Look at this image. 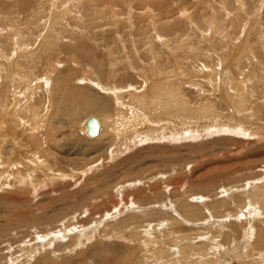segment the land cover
Instances as JSON below:
<instances>
[{"label":"rangeland","instance_id":"obj_1","mask_svg":"<svg viewBox=\"0 0 264 264\" xmlns=\"http://www.w3.org/2000/svg\"><path fill=\"white\" fill-rule=\"evenodd\" d=\"M69 3L68 0H0V50H3L0 53V135L4 133L16 142L20 138L25 143L32 135L33 125L26 118L27 113L20 110L24 111L26 93L30 92L27 76L35 77L36 88L35 79L49 72L44 46L53 44L48 42L51 39L61 44L57 45L58 49H50L56 51L50 55L53 54L52 61L60 60L57 67L61 71L72 69L68 57L71 53L90 52L87 59L80 56L82 60L86 59L81 65L99 77L95 84L113 92L116 108L124 109V104L130 105L128 110L141 111L148 122L153 124L163 120V124L158 123L162 126L167 121L180 134L185 129L188 135L152 142L149 141L150 135L144 134L145 127L127 125L120 130L124 135L118 142L119 151L123 152L112 159L108 155L111 149L108 153L104 152L105 149L95 152L100 149L96 142L92 143L94 150L91 142L79 141L80 146L70 145L74 151L54 147L56 155L49 150L39 158L34 156V146L25 144L22 149L25 154L30 152V156L21 152L18 161L25 159L30 169H34V165L37 171L43 167L47 176L55 177H50L48 182L42 179V185L47 187L39 188L36 193L32 191L29 196L27 192L21 193L22 198L17 199H13V168L3 165L6 157L0 159V167H5L0 168V177L3 174L4 178V184L0 183V250L5 249L0 251V261L9 257L10 264H264L262 248L257 245L256 237L264 229V207L259 199L253 201L251 197L256 191L253 187L264 184V0H69ZM129 13L132 17L128 16ZM60 33L64 35L60 36ZM55 37L62 38L59 40L62 43L54 40ZM90 61L95 64L91 65ZM98 64L103 65L100 68L105 69L107 76L104 73L100 77L96 72L94 66ZM81 72L82 68H77L71 73L74 77L63 76L76 81L83 76ZM58 77L62 79V75ZM110 78L113 89L106 86ZM234 79L246 88L244 100L247 108L244 110L233 99L238 92ZM120 82L121 88L117 90ZM51 83L52 80H46L44 87L51 88ZM153 88L162 93H154ZM41 92L39 85L36 93L40 95ZM50 95L53 96V92ZM161 96L168 98L169 104L162 102ZM176 97L186 103L187 110L180 106L174 109L170 101ZM54 103L56 108H52V113L59 121V101ZM54 103L51 102L52 106ZM188 103L192 105L188 106ZM184 122L188 128L183 126ZM214 122L218 125L212 124ZM78 123L71 122L72 137L86 139L82 124ZM193 124H201L194 126L196 129L202 124L207 125V130L211 127L209 137L204 138L207 132L203 128L200 137L195 134ZM145 125L149 129V123ZM233 126L235 130H232ZM58 131L62 137L63 127L58 126ZM250 131H256L257 136ZM13 133L19 138L13 137ZM84 145H88L87 149L83 148ZM87 150L89 152L85 154ZM99 157L104 159L102 163L97 160ZM86 171L88 173L84 175ZM148 176L153 177L148 179ZM138 178L142 180L135 181ZM243 201L246 203L242 206ZM186 204L197 211L195 216L198 217L190 220V217L183 216L179 210ZM215 205L219 210L214 209ZM22 212L26 213V218V215L21 216ZM136 214H141V218L133 217ZM128 218L134 220L130 222ZM9 221L13 223V234L18 233L19 240L17 248H10L15 251L11 256H7L9 248L6 244L15 238L4 231ZM42 230L51 232L48 231L46 237L40 234ZM183 242L190 247L186 250L184 247L182 251ZM205 243L204 253L198 254L200 258L195 256L198 252L192 246ZM32 249L38 251L35 257Z\"/></svg>","mask_w":264,"mask_h":264},{"label":"bare ground","instance_id":"obj_2","mask_svg":"<svg viewBox=\"0 0 264 264\" xmlns=\"http://www.w3.org/2000/svg\"><path fill=\"white\" fill-rule=\"evenodd\" d=\"M82 1H84V0H82ZM113 1V0H112ZM116 1V0H115ZM123 1V0H122ZM133 1V0H132ZM141 1V0H140ZM145 1V0H144ZM155 1V0H154ZM87 2V1H86ZM91 2V1H90ZM96 2H99V1H96ZM102 3H103V1H101ZM101 2H100V5H101ZM128 2V1H127ZM135 2V1H134ZM147 2H148V0H147ZM159 2V1H158ZM63 3H64V1H63ZM120 3V2H119ZM142 3V2H141ZM156 3V2H155ZM66 4V3H65ZM68 4L70 5V3H69V0H68ZM98 4V3H97ZM105 4H107V2L105 3ZM125 4H126V1H125ZM139 4H140V2H139ZM143 4H145V3H143ZM172 4V3H171ZM79 5H80V3H79ZM118 5V4H117ZM134 5H136V4H134ZM141 5V4H140ZM158 5H160V4H158ZM169 5H170V3H169ZM104 6H106V5H104ZM104 6H103V8H104ZM118 6H120V5H118ZM226 6V5H225ZM107 7V9H109L108 8V6H106ZM117 7V6H116ZM227 7V6H226ZM77 8V7H76ZM76 8H74V9H76ZM79 8V7H78ZM120 8V7H119ZM124 8V7H123ZM123 8H121V9H123ZM227 9V8H226ZM244 9V8H243ZM68 10H69V8H68ZM149 10V9H148ZM70 11H71V9H70ZM73 11V10H72ZM91 11H93V10H91ZM90 11V12H91ZM108 11L109 10H107V13H108ZM127 11V10H126ZM132 11V10H131ZM221 11V10H220ZM124 12V11H123ZM134 12V11H133ZM70 13V12H69ZM69 13H67V14H69ZM126 13V12H125ZM148 13V12H147ZM187 13V12H186ZM71 14V13H70ZM69 14V15H70ZM74 14V13H73ZM64 15V14H63ZM68 15V16H69ZM122 15H127V14H123L122 13ZM131 15H132V12H131ZM152 15V14H151ZM189 15V14H188ZM212 15V14H211ZM214 15H216V14H214ZM73 15H71V17H72ZM76 16H78V15H76ZM111 16V15H110ZM128 16H130V13H129V15ZM233 16H236V15H233ZM232 16V17H233ZM65 18H66V14H65V16H64ZM75 17V16H74ZM130 17H132V16H130ZM206 17V16H205ZM238 17V16H237ZM58 19H60V18H58ZM129 19V18H128ZM150 19V18H149ZM156 19V18H155ZM233 19V18H232ZM235 19V18H234ZM239 19V18H238ZM77 20V19H76ZM61 22H63V20L61 19L60 20ZM172 21V20H171ZM87 22V21H86ZM213 22V21H212ZM231 22V21H230ZM239 22V21H238ZM51 23H53V22H51ZM56 23V22H55ZM90 23V22H89ZM167 23H169V22H167ZM173 23V22H172ZM215 23V22H214ZM233 23V22H232ZM49 24V23H48ZM61 24V23H60ZM83 24V23H82ZM59 25V24H58ZM79 24H77V26H78ZM88 25V24H87ZM160 25V24H159ZM244 25V24H243ZM49 26V25H48ZM83 26V25H82ZM143 26V25H142ZM228 26V25H227ZM232 26V25H231ZM73 27H74V25H73ZM79 27H81V25L79 26ZM84 27V26H83ZM85 27H88L89 28V26H85ZM224 27V26H223ZM55 28V27H54ZM60 28V27H59ZM76 28V27H75ZM150 28V27H149ZM227 28H229V26L227 27ZM261 28V27H260ZM78 29V28H77ZM128 29H129V27H128ZM51 30V29H50ZM68 30V29H67ZM75 30V29H74ZM149 30V29H148ZM152 30H154L153 28H152ZM263 30V29H262ZM64 31V30H63ZM89 31V30H88ZM147 31V30H146ZM16 32V31H15ZM62 32V31H61ZM69 32V31H68ZM81 32V31H80ZM87 32V31H86ZM85 32V33H86ZM90 32V31H89ZM93 32V31H92ZM17 33V32H16ZM73 33H75V32H73ZM77 33V32H76ZM261 32H259V34H260ZM88 34H90V33H88ZM17 36H18V34H16ZM48 35V34H47ZM61 35H64L63 33L61 34L60 33V36ZM163 35V34H162ZM179 35V34H178ZM60 36H58V37H60ZM261 36V35H260ZM64 37V36H63ZM261 37H263V36H261ZM64 38H66V37H64ZM77 38H79V37H77ZM153 38V37H152ZM18 39H19V37H18ZM18 39H16V42L18 43ZM60 39H62V38H57V37H55V39L54 40H57L58 42H61V41H59ZM85 39V38H84ZM169 40V39H168ZM22 41H24V39L22 40ZM74 41V40H73ZM167 41V40H166ZM49 43H53V44H49V45H45L44 46V55H46V61H47V63H46V70H48L49 69V72L47 73L46 72V76H43V77H37V79H35L36 80V88H35V84H34V82H33V79L35 78L33 75H29V74H27V75H29V76H27L28 77V87H30V92H29V90H28V92L26 93V102H25V104H24V106H23V109H24V111H22V110H20V112H23V113H27L25 116H26V118H28L30 121V123H31V125H33V128H32V126H30L32 129H33V131H32V135H30V136H28L29 138L28 139H26L27 140V143H25V141L23 142V140L22 139H20L17 135H16V133L14 134L13 133V137H16V138H19V141H15L14 140V138H13V140H11V138H9L8 136H6V134H1L0 135V159L2 160L4 157H6L5 158V160H3V161H5V162H2L3 163V165L4 166H6V167H9V168H11V170H12V168H13V199H17V198H22L21 196H22V194L21 193H24V192H27V196H29V195H31L30 193H32V191H34V193H36L35 191H38L39 190V188L40 189H42L43 187H47L46 185H42V179H44L46 182H48L49 180V178L50 177H55V175L53 176H47L46 175V173H47V171L45 172V170L44 169H42L43 167H41V170H39V171H37L38 170V168L34 165V169H30V167L28 166V164H27V162H26V160L25 159H22V161H18V155L21 153V152H23L24 153V149H22V148H24V146H25V144H27L28 145V143H30L32 146H34V150L36 151H34V150H32V151H34L35 152V155L34 154H32V155H34V156H36V157H40L41 156V154L43 155L44 153L43 152H48L49 150L51 151V152H53V154H57V153H55L54 151H53V149H54V147H56V148H58V149H60V148H63V147H66V150H68V151H74V147H70V145L72 144V143H75L74 144V146L76 147L77 145L78 146H80V144L78 143L79 141H81V142H83L84 141V143H87V142H91L90 144H91V149H95V145H92V143H94V142H96V144H98V145H100V149H97V150H95V152H102L104 149V152L105 153H108V150L109 149H111L110 150V152H109V156H110V158L109 159H112V158H115L117 155H119V154H122V152H123V150L121 151V153H120V149H119V145H118V142H119V139H120V137L121 136H123L124 134H121L120 133V130L122 129V127H126L127 125V127H131V124H132V126H133V128H140L141 126L142 127H145V130H143V131H146V132H144V134H146V135H150V138H149V141H152V142H156V141H166V140H169L170 138H175L176 139V137H178V138H180V136L181 137H183L184 138V136L187 134V131L184 129V131H182V134H180L179 132L180 131H176L175 129H177V128H172L170 125H168V124H170L169 122H165V124L164 125H162V126H159L160 124H163V120L161 121H158V122H154L153 124H152V122L150 123V122H148V120H147V118L142 114V112L141 111H139V110H137V109H133L132 108V110H128V108L127 107H129L130 105H126V104H124L123 105V107H124V109L122 108V109H118V108H116L115 107V104L116 103H114L113 101H116V100H114V99H116L115 97V95H113V92H110V91H108V90H106L104 87H102V86H99L98 84H95V80L96 79H99V77L97 76V77H95L93 74H92V72H90L89 70H86V68H85V66H82L81 64H83V62H84V60H86L87 59V56L88 57H90L91 56V53L90 52H85L84 51V53L83 54H81V55H76L75 53L76 52H73V53H71L68 57H69V59H71V63H72V69H70V70H68L67 72H63V71H61V69L59 68V67H57V63L60 61L58 58L55 60V61H52V55H50V53H52V52H56V51H51L50 49L51 48H57L58 49V47H57V45L59 44V43H55V41L53 42V39H51L50 41H48ZM87 42H88V40H87ZM168 42V41H167ZM170 42V41H169ZM62 43V42H61ZM75 43H77V42H75ZM24 44V43H23ZM79 44H80V42H79ZM84 44V43H83ZM172 44V43H171ZM59 45H61V44H59ZM88 45V44H87ZM27 46V45H26ZM25 46V47H26ZM75 46H76V44H75ZM79 46V45H78ZM77 46V47H78ZM19 47V46H18ZM21 47H22V44H21ZM20 47V48H21ZM28 47V46H27ZM66 47V46H65ZM65 47H64V49H65ZM77 47H71L70 49H72V48H77ZM171 47V46H170ZM89 48V47H88ZM87 48V49H88ZM160 48V47H159ZM19 49V48H18ZM22 49V48H21ZM26 49H28V48H26ZM54 49V50H55ZM67 49V48H66ZM91 49H93V48H91ZM164 49H165V47H164ZM69 50V49H68ZM3 50H0V53L2 52ZM63 51V50H62ZM153 51V50H152ZM18 52H19V50H18ZM151 52V51H150ZM174 52V51H173ZM19 53H21V52H19ZM67 53V52H66ZM87 55V56H86ZM6 56V55H5ZM67 56V55H66ZM80 56H86V59H84V60H82L81 59V57ZM11 57H12V55H11ZM14 57H15V55H14ZM9 58H10V55H9ZM93 58V57H92ZM14 59V58H13ZM68 59V58H67ZM91 59V58H90ZM207 59V58H206ZM27 60V59H26ZM93 60H94V58H93ZM92 60V61H93ZM2 61V60H1ZM0 63H2V62H0ZM27 63V62H26ZM90 63H91V65H92V63L93 62H91L90 61ZM89 63V64H90ZM99 63V62H98ZM101 63V62H100ZM88 64V65H89ZM93 64H95V63H93ZM90 65V66H91ZM99 65V64H98ZM2 66V65H1ZM13 66V65H12ZM100 66H103V65H99V66H94L95 67V69H96V72H98L99 73V75H100V77H103L104 76V73H105V75L107 76L108 74L106 73V71H105V69L103 68V69H101L100 68ZM14 67V66H13ZM1 68V67H0ZM15 68V67H14ZM20 67H18V69H19ZM77 68H82V75L83 76H81L80 78H78L76 81L75 80H72V79H70V77L71 76H75L74 74H71V73H75L76 71H77ZM18 69L15 71V72H17L18 71ZM23 70V69H22ZM21 70V71H22ZM20 71V72H21ZM23 71H25V70H23ZM32 71V70H31ZM116 71V70H115ZM2 72V71H1ZM29 72V71H28ZM173 72V71H172ZM25 73V72H24ZM61 73V74H60ZM113 73V72H112ZM165 73V72H164ZM181 73V72H180ZM23 74V73H22ZM71 74V75H70ZM121 74V73H120ZM161 74V73H160ZM215 74V73H214ZM231 74V73H230ZM14 75V74H13ZM16 75V74H15ZM18 75V74H17ZM59 75H62V79H61V77H58ZM63 75H69V76H63ZM163 75V74H162ZM168 75V74H167ZM173 75V74H172ZM176 75V74H175ZM235 75V74H234ZM22 76H26V75H22ZM57 76V78L55 79V81H54V78ZM114 76V75H113ZM117 76V75H116ZM123 76V75H122ZM126 76V75H125ZM211 76H213V75H211ZM229 76H231V75H229ZM15 77V76H14ZM72 77V78H73ZM83 77V79L81 80V78ZM112 77V76H111ZM21 78V77H20ZM120 78V77H119ZM174 78V77H173ZM213 78V77H212ZM59 79V80H58ZM68 79H70V80H68ZM112 78H110L109 79V82H106V83H108V85H106L105 83H104V85H106V86H108V87H110L111 89H113V86L111 85V83H110V80H111ZM116 79V78H115ZM214 79V78H213ZM19 80H22V79H19ZM40 80V81H39ZM46 80H52V85H51V88H52V90H50L51 88L50 87H44V83H45V81ZM58 82H57V81ZM117 80V79H116ZM155 80H157V79H155ZM211 80V79H210ZM13 81H15L16 82V80H14L13 79ZM18 81V80H17ZM131 81V80H130ZM163 81V80H162ZM173 81V80H172ZM183 80H181V82H182ZM214 81V80H213ZM234 81H235V83H236V85H237V89H238V92L234 95V97H233V99H234V101H235V104L241 109V110H244V109H246L247 107V104H246V102H245V100H244V96H245V91H246V88L244 87V86H242L240 83H239V80H235L234 79ZM19 82H21V81H19ZM97 82V81H96ZM160 82V81H159ZM22 83V82H21ZM113 83V82H112ZM153 83H154V81H153ZM164 83V82H163ZM14 84V83H13ZM26 84V83H25ZM114 84V83H113ZM121 84H122V82H120L119 83V86L117 87V90H118V88H121ZM133 84H135V83H133ZM155 84V83H154ZM153 84V85H154ZM40 85V90H42V92H41V94L40 95H37V93H36V90H37V88H38V86ZM55 85H57L56 86V88H55ZM158 85V84H157ZM159 85H161V84H159ZM14 86H15V84H14ZM21 86V85H20ZM25 86V85H24ZM128 86V85H127ZM132 86V85H131ZM148 86V85H147ZM151 86H152V83H151ZM150 86V87H151ZM155 86V85H154ZM153 86V87H154ZM164 86H166V85H164ZM231 86H233V85H231ZM17 87V86H16ZM25 87H27V86H25ZM130 87V86H129ZM170 87V86H169ZM19 87H17L16 89H18ZM50 88V89H49ZM114 88H116V87H114ZM157 88V87H156ZM156 88H153V90H155ZM166 88H167V86H166ZM25 89V88H24ZM23 89V90H24ZM48 89V90H47ZM142 89V88H141ZM159 89H161V87H159ZM234 89V88H233ZM21 90V89H20ZM23 90L21 91L22 93H23ZM14 91H16V90H13V92ZM130 91V90H129ZM143 91H144V89H143ZM156 92H154V93H157L158 91L157 90H155ZM52 92H53V96L52 95H50V94H52ZM160 92V91H159ZM159 92H158V94H159ZM170 92V91H169ZM185 92V91H184ZM216 92V91H215ZM16 93H18L17 91H16ZM16 93H14V94H16ZM40 93V92H39ZM125 93H127V92H125ZM125 93H123V95L125 94ZM129 93V92H128ZM136 93V92H135ZM153 93V94H154ZM160 93H162V92H160ZM44 94V95H43ZM136 95H138V94H136ZM146 95V94H145ZM144 95V96H145ZM165 95V94H164ZM169 95V94H168ZM16 96V95H15ZM19 97H20V93H19V95H18ZM37 96V97H36ZM49 96V97H48ZM149 96V95H148ZM152 96V95H151ZM172 96V95H171ZM173 96H174V94H173ZM187 96V95H186ZM18 97V98H19ZM52 97V99H49V98H51ZM57 97H58V99H57ZM142 97V96H141ZM208 97V96H207ZM210 97V96H209ZM215 97V96H214ZM145 98V97H144ZM151 98V97H150ZM150 98H146V99H150ZM158 98H159V96H158ZM161 98V100H162V102L164 101V103H167V102H169L168 100H166V99H168V98H166L165 99V96H161L160 97ZM21 99V98H20ZM140 99H142V98H140ZM151 99H153V100H156V99H154V98H151ZM17 100V99H16ZM22 100V99H21ZM57 100L59 101V103H58V108L59 109H57V110H60V113H61V116L60 115H58V120L59 121H56V116H53V113H52V108L53 107H55L56 108V106H55V103L54 102H57ZM159 100V99H158ZM188 100H190V99H188ZM201 100V99H200ZM14 101H15V99H14ZM143 101V100H142ZM150 101V100H149ZM233 101V102H234ZM51 102L52 103H54L53 104V106H52V104H51ZM139 102H140V100H139ZM145 102V101H144ZM161 102V103H162ZM187 102V101H186ZM204 102V101H203ZM16 103V102H15ZM147 103V102H146ZM190 103H192V102H190ZM190 103H188V106H189V104ZM194 103V102H193ZM155 104V103H154ZM158 104V103H157ZM167 104H169V103H167ZM170 104L174 107V109H175V107H177V106H180V107H183L184 108V110H187V105H186V103L184 102V101H182L180 98H177L176 97V99L175 100H173V101H170ZM190 105H192V104H190ZM222 105V104H221ZM229 105V104H228ZM121 106H122V104H121ZM139 106V105H138ZM137 106V107H138ZM148 106V105H147ZM196 106H198V105H196ZM223 106V105H222ZM22 107V106H21ZM132 107V106H131ZM157 107V106H156ZM162 107H164V105L162 106ZM193 107H195V106H193ZM14 108V107H13ZM48 108V109H47ZM145 108V107H144ZM154 108V107H153ZM190 108V107H189ZM196 108V107H195ZM197 108H199V107H197ZM238 108V109H239ZM22 109V108H21ZM54 109V108H53ZM131 109V108H130ZM146 109V108H145ZM151 109V108H150ZM162 109V108H161ZM182 109V108H181ZM119 111V113H121L120 115H118L117 117H119V118H117V117H115L117 114H119L118 113V111ZM147 110H148V108H147ZM164 110V109H163ZM190 110V109H189ZM194 110V109H193ZM209 110V109H208ZM151 111V110H150ZM173 111H176V110H173ZM232 111H234V110H232ZM18 112V111H17ZM43 112H44V116H43ZM54 112H56V111H54ZM166 112V111H165ZM169 112V111H168ZM185 112V111H184ZM117 113V114H116ZM180 113V112H179ZM183 113V112H182ZM190 113V112H189ZM188 113V114H189ZM195 113V112H194ZM223 113V112H222ZM18 114V113H17ZM116 114V115H115ZM151 114V113H150ZM175 114V113H174ZM187 114V115H188ZM225 114V113H224ZM55 115H57V114H55ZM98 115V116H97ZM155 115V114H154ZM184 115V114H183ZM200 115V114H199ZM222 115V114H221ZM123 116V117H122ZM150 116H153V115H150ZM150 116H148V117H150ZM177 116V115H176ZM179 116V115H178ZM208 116V115H207ZM244 116V115H243ZM121 117V118H120ZM169 117V116H168ZM187 117H189V115L187 116ZM232 117V116H231ZM20 118H23V117H20ZM90 118H94V119H96L97 120V122H98V125H99V128H98V134H97V136L96 137H94V138H91V137H89L87 134H86V121L87 120H89ZM154 118V117H153ZM210 118V117H209ZM229 118V117H228ZM13 119V118H12ZM17 119V118H16ZM185 118H183V120H184ZM76 122V123H81L82 125H81V130L84 132V134H85V136H86V139H88V140H86V139H74L73 137H72V135H73V133H72V131L70 130L71 129V126H73L72 124H71V122ZM195 119H193V120H191V121H194ZM83 121V122H82ZM174 121V120H173ZM200 121V120H199ZM222 121V120H221ZM231 121V120H230ZM15 123H19L18 121H14ZM145 123V124H148L149 123V125H150V127H151V131H150V127H149V129H147L146 128V125L145 124H143L142 125V123ZM188 122V121H187ZM187 122H184V127H189L188 125H187ZM195 122H197V121H195ZM23 123V122H22ZM78 123V124H79ZM158 123H160L159 125H158ZM215 123H217V122H214V123H212V124H215ZM227 123H228V121H227ZM211 124V123H210ZM231 124V123H230ZM245 124V123H244ZM15 125H18V124H15ZM145 125V126H144ZM172 125V124H171ZM174 125V124H173ZM182 125V124H181ZM197 125H201V124H197ZM196 124H193V127L194 126H197ZM203 126L201 127H198L197 129H196V127H194L196 130H195V134H197L199 137H200V130H201V128H203L204 130L206 129V135H205V137L204 138H206L207 136L209 137V133L212 131H210L209 129H212L211 127L210 128H208V130H207V127H205V126H207L206 124H202ZM217 125H218V123H217ZM223 125H226V124H223ZM240 125V124H239ZM58 126H60V127H63V129H64V133H63V136L62 137H60L59 136V131H58ZM215 126V125H214ZM220 126H222V125H220ZM228 126V125H227ZM237 126V125H236ZM29 128V127H28ZM27 128V129H28ZM30 128V129H31ZM191 128V127H190ZM189 128V129H190ZM200 128V129H199ZM241 128V127H240ZM128 130V129H127ZM129 130H131V129H129ZM222 130H224V129H222ZM232 130H235V127L233 126V129ZM29 131V130H28ZM125 131V130H124ZM123 131V132H124ZM149 131H150V133H149ZM194 131V130H193ZM217 131H219V130H217ZM243 131H245V130H243ZM27 132V131H26ZM127 132H129V131H127ZM131 132V131H130ZM220 133H221V131H219ZM223 132V131H222ZM233 132V131H232ZM246 132V131H245ZM251 132V131H250ZM43 135H42V134ZM186 133V134H185ZM191 133H192V131H191ZM216 133V132H215ZM225 133V132H224ZM229 133V132H228ZM252 134H254L253 136H257V132L255 131L254 133L253 132H251ZM22 134H24L25 135V133H24V131H22ZM121 134V135H120ZM141 134V133H140ZM140 134H138L137 136H139ZM240 134V133H239ZM188 135V134H187ZM242 135V134H241ZM248 135V134H247ZM246 135V136H247ZM22 136V135H21ZM42 136V137H41ZM157 136V137H156ZM230 136H232V135H230ZM237 136V135H236ZM236 136H234V137H236ZM244 136V135H243ZM133 137V136H132ZM141 137V136H140ZM40 138H42V139H40ZM124 138V137H123ZM141 139V138H140ZM145 139V138H144ZM192 139V138H191ZM121 140V139H120ZM127 141H128V138L126 139ZM195 140V139H194ZM203 140V139H202ZM127 141H125V142H127ZM61 142L63 143V144H61ZM130 142V141H129ZM135 143V142H134ZM138 143H139V141H138ZM120 144V143H119ZM131 144V143H130ZM141 144V143H140ZM156 144H158V143H156ZM160 144H162V143H160ZM5 146V147H4ZM86 147H88V145H84V149H87ZM116 147V148H115ZM125 147V146H124ZM112 149H115L116 151L114 152H112ZM23 150V151H22ZM29 150V149H28ZM45 150V151H44ZM38 152H39V154H38ZM89 152V150H87V151H85V154L86 153H88ZM93 153V152H92ZM25 154V153H24ZM52 154V153H51ZM26 156H30V152H29V154L28 153H26L25 154ZM8 156V157H7ZM21 156H22V154H21ZM25 156V157H26ZM34 156H33V159H34V161H35V158H34ZM85 156V155H84ZM86 156H90V155H86ZM45 157H47V155L45 156ZM30 158V157H29ZM54 158H55V160H57L56 159V157L54 156ZM46 160H47V158H45ZM48 159H49V157H48ZM51 159H53V156L51 155ZM107 159V161H108V157L106 158ZM11 160H13V162L11 161ZM37 160H40V159H37ZM98 161H100L101 163L103 162V160L104 159H101V157H99L98 159H97ZM96 160V161H97ZM29 161V160H28ZM41 161V160H40ZM95 161V162H96ZM7 162V163H6ZM38 161H36V163H37ZM44 162V161H43ZM47 162V161H46ZM105 162V161H104ZM39 163V162H38ZM58 163V162H57ZM13 164V167L11 166ZM45 164V163H44ZM48 164V163H47ZM46 164V165H47ZM40 165H42L41 163H40ZM40 165H38V167H40ZM48 165H50V164H48ZM17 166H19V168L17 169ZM33 166V165H32ZM99 166V165H98ZM2 167V166H1ZM0 167V168H1ZM2 168H5V167H2ZM37 168V169H36ZM55 168V167H54ZM52 169H53V167H52ZM51 170V169H50ZM56 171V170H55ZM8 171H6V173H7ZM3 173V172H2ZM12 173V172H11ZM87 173H88V171H86V172H84V175H87ZM127 173V172H126ZM142 173V172H141ZM43 174H44V176H43ZM7 175V174H6ZM6 175H4V176H6ZM123 175V174H122ZM132 175V174H131ZM150 175V174H149ZM153 175H154V173H153ZM162 175V174H161ZM2 176V178L0 177V183H3V180H4V178H3V174L1 175ZM143 176V175H142ZM142 176H141V178H142ZM146 176V175H145ZM171 176V175H170ZM8 177V176H7ZM64 177V176H63ZM129 177V176H128ZM148 177H150V178H148V179H151L152 177L151 176H148ZM154 177H156V176H154ZM147 178V177H146ZM139 179V178H138ZM153 179H155V178H153ZM159 179V178H158ZM165 179V178H164ZM48 180V181H47ZM117 180V179H116ZM140 180H142V179H139V180H136L135 179V181H140ZM115 181V180H114ZM148 181V180H147ZM165 181V180H164ZM184 181H186V179L184 180ZM132 181L130 180V183H131ZM144 182H146V181H144ZM152 182H155V181H152ZM117 182H115V184H116ZM4 184V183H3ZM145 184V183H144ZM154 184V183H153ZM39 185H41V187H38ZM123 185V184H122ZM140 185V184H139ZM156 185V184H155ZM172 185V184H171ZM18 186V187H17ZM110 186V185H109ZM128 186V185H127ZM141 186V185H140ZM140 186H137V188L139 187L140 188ZM143 186H145V185H143ZM173 186V185H172ZM111 187H112V185H111ZM134 187V186H133ZM149 187V186H148ZM168 186H166L165 188H167ZM232 187V186H231ZM234 187V186H233ZM233 187H232V189H233ZM251 187H253V186H251ZM113 188V187H112ZM111 188V189H112ZM132 187H130V189H131ZM136 188V187H135ZM147 188V187H146ZM145 188V189H146ZM254 188V190L253 191H255L254 193H251V197H252V200L254 199H259L260 201H261V204L263 205V207H264V184H263V186L261 185V187H258V186H254L253 187ZM140 189H142V188H140ZM140 189H138V191L140 192L141 190ZM151 189H154V188H150V190ZM156 190L158 189V187H156L155 188ZM249 189V188H248ZM247 189V190H248ZM119 190H120V187H119ZM118 190V191H119ZM133 190V189H132ZM135 190V189H134ZM147 190H148V188H147ZM149 190V191H150ZM155 190V191H156ZM159 190V189H158ZM171 190V189H170ZM169 190V191H170ZM225 190V189H224ZM252 190V189H251ZM126 191V190H125ZM146 191V190H145ZM160 191V190H159ZM202 191V190H201ZM111 192V191H110ZM134 192V191H133ZM136 192H137V190H136ZM203 192V191H202ZM230 192V191H229ZM247 192V191H246ZM122 192H120V194H121ZM243 193V192H242ZM249 192H247L246 194H248ZM111 194V193H110ZM136 194V193H135ZM147 194V193H146ZM183 194V193H182ZM190 194V193H189ZM231 194V193H230ZM108 196H109V192H108V194H107ZM139 195H144L143 193L141 194H139ZM184 195V194H183ZM240 195V194H239ZM103 196H105V195H103ZM160 196V195H159ZM184 196H188V194L187 195H184ZM234 196H236V195H234ZM238 196V195H237ZM243 196V195H242ZM122 197V196H121ZM133 197V196H132ZM188 197H190V196H188ZM188 197H187V201H188ZM215 197V196H214ZM214 197H212V198H214ZM241 197V196H240ZM240 197H238V198H240ZM250 197V198H251ZM182 198H185V197H182ZM200 198V197H199ZM209 198V197H208ZM228 198V197H227ZM245 198V197H244ZM138 199V198H137ZM163 199V198H162ZM216 199H218V198H216ZM180 200H182V199H180ZM202 200V199H201ZM219 200V199H218ZM222 200V199H221ZM227 200V199H226ZM253 200V201H254ZM135 201V200H134ZM178 201V200H177ZM202 201H204V200H202ZM249 201V200H248ZM247 201V202H248ZM97 202H99V201H97ZM137 202H139L138 200H137ZM176 202V201H175ZM186 201H184V203H185ZM198 202V201H197ZM256 202V201H255ZM193 203V202H192ZM242 203V206H243V204L245 205V201H243V202H241ZM182 204V203H181ZM180 204V202H179V205H181ZM261 204H260V206H261ZM251 205V204H250ZM90 206V205H89ZM110 206V205H109ZM172 206V205H171ZM254 206V205H253ZM123 207V206H122ZM133 207V206H132ZM175 207H176V205H175ZM201 207V206H200ZM205 207V206H204ZM262 207V206H261ZM94 208V207H93ZM92 208V209H93ZM96 208V207H95ZM116 208V207H115ZM125 208V207H124ZM178 208V210H179V206L178 207H176V209ZM91 209V210H92ZM175 209V210H176ZM214 209L215 210H219V206L218 205H215L214 206ZM83 210H85V208L83 209ZM89 210V209H88ZM177 210V211H178ZM201 210V209H200ZM199 209H198V211H200ZM95 211V210H94ZM138 211H140V210H138ZM179 211H182L181 213H183V216L184 217H190L191 219L190 220H192L193 219V217H198V216H195L196 215V213H197V211L194 209V208H192L191 206H189V205H183L182 207H180V210ZM259 211H261V210H259ZM90 212V211H89ZM119 212V211H118ZM214 212V211H213ZM262 212V211H261ZM215 213V212H214ZM22 215V217L23 216H25L26 215V213L25 212H22L21 213ZM108 214H109V212H108ZM179 214V213H178ZM263 214V213H262ZM141 215V214H140ZM140 215H138V214H136L135 216H133V217H136V216H138V217H140ZM170 215V214H169ZM91 216V215H90ZM13 216H11L9 219H11ZM27 217V215L25 216V218ZM172 217V216H171ZM66 218V217H65ZM137 218V217H136ZM141 218V217H140ZM148 218V217H147ZM7 219V218H6ZM8 219V220H9ZM72 219V218H71ZM129 219V218H128ZM261 219V218H260ZM264 219V218H263ZM131 220H134L133 218L132 219H129L128 221H130L131 222ZM137 220H139V219H137ZM141 220V219H140ZM228 220V219H227ZM123 222H124V220H122ZM136 221V220H135ZM142 221V220H141ZM14 222V221H13ZM58 222V221H57ZM66 222H68V221H66ZM72 222V221H71ZM126 222V221H125ZM142 222H144V221H142ZM171 222H173V221H171ZM182 222V221H181ZM8 223V222H7ZM63 223H61V225H62ZM66 224V223H65ZM132 224V223H131ZM237 224H239V223H237ZM79 225V224H78ZM106 225V223L104 224V226ZM111 225V224H110ZM109 225V226H110ZM123 225V224H122ZM125 225H126V223H125ZM140 225V224H139ZM63 226V225H62ZM75 226H76V224H75ZM112 226V225H111ZM225 226V225H224ZM223 226V227H224ZM228 226V225H227ZM235 226H237V225H235ZM20 227V226H19ZM57 227V226H56ZM72 227V226H71ZM78 227V226H77ZM226 227V226H225ZM234 227V226H233ZM238 227V226H237ZM237 227H235V228H237ZM240 227V226H239ZM253 227V226H252ZM106 228V227H105ZM127 228V227H126ZM234 228V229H235ZM14 225H13V223H10V221H9V224L6 226V228L4 229V231H8L9 232V234L10 235H12L15 231H14ZM70 229H72V228H70ZM111 229H113V228H111ZM233 229V228H232ZM251 229V228H250ZM254 229V228H253ZM64 230V229H63ZM179 230V229H178ZM222 230V229H221ZM256 230V229H255ZM259 230V229H258ZM44 230H42V232L40 233L41 235H43V236H46L47 237V235L49 234V232H51V231H44ZM60 231V230H59ZM62 231V230H61ZM65 231V230H64ZM71 231V230H70ZM83 231V230H82ZM113 231V230H112ZM63 232V231H62ZM61 232V233H62ZM102 232H104V231H102ZM105 232H107V231H105ZM111 233V232H110ZM117 233V232H116ZM250 233V232H249ZM45 234V235H44ZM53 233H51V235H52ZM78 234V236H79V233H77ZM61 235V234H60ZM82 235H83V233H82ZM27 236V235H26ZM50 236V235H49ZM81 236V235H80ZM103 236V235H102ZM186 236V235H185ZM13 237L15 238V239H13L12 238V240H11V242H9V243H7L6 244V246H7V248H9V250L8 251H6V253L8 254L7 256H11L12 254H15V251H12V249H10V248H12L13 247V249H15V248H17V247H15L16 245L18 246L19 245V240H18V233L16 234V235H14L13 234ZM53 237H55V236H53ZM52 237V238H53ZM176 237V236H175ZM257 245L259 246V247H261L262 249H261V253H262V255L263 256H261L262 258H264V229H261L258 233H257ZM74 239H75V241H78L77 240V237H73ZM81 238V237H80ZM89 238V237H88ZM249 238V237H248ZM41 239V238H40ZM46 239H48V238H46ZM69 239V238H68ZM92 239H93V237H92ZM175 239V238H174ZM201 239V238H200ZM206 239V238H205ZM71 240V239H70ZM88 240V239H87ZM147 240V239H146ZM149 240V239H148ZM249 241H250V239H248ZM247 240V241H248ZM253 240V239H252ZM251 240V241H252ZM69 241V240H68ZM1 242V241H0ZM65 242V241H64ZM149 242V241H148ZM199 242V241H198ZM50 242H47V244H49ZM79 243V242H78ZM192 243V242H191ZM1 244H3V243H1ZM64 244V243H63ZM69 244V243H68ZM175 244H177V243H175ZM212 244H214V243H212ZM178 245V244H177ZM256 245V244H255ZM256 245V246H257ZM54 246V245H53ZM52 246V247H53ZM66 246V245H65ZM149 246V245H148ZM206 246V243H205V245H200L199 247H195V246H192V248L193 249H195L196 248V251L198 252L195 256H199L198 254H200L201 252H203L204 253V251H205V247ZM219 246V245H218ZM222 246V245H221ZM220 246V247H221ZM224 246V245H223ZM63 247V246H62ZM71 247V246H70ZM179 247V246H178ZM181 247H182V251L184 250V247H185V250L186 249H188L190 246L188 245V246H186V244H184V242L182 243V245H181ZM224 247H226V246H224ZM246 248V247H245ZM247 248H249L250 249V247L248 246ZM216 249H217V247H216ZM225 249V248H224ZM207 250H209V248L207 249ZM218 250V249H217ZM0 251H5V249L4 250H0ZM214 251V250H213ZM223 251V250H222ZM176 252V251H175ZM226 252H227V250H226ZM38 253V251H37V249H32V255L35 257V254H37ZM144 253V252H143ZM179 253V252H178ZM184 253H185V251H184ZM228 253V252H227ZM245 253V252H244ZM219 254V253H218ZM31 255V256H32ZM222 255H223V253H222ZM256 255V254H255ZM261 255V254H260ZM201 256V255H200ZM200 256H199V258H200ZM227 256V255H226ZM246 256H248V255H246ZM245 257V256H244ZM198 258V257H197ZM261 258V259H262ZM10 259L11 258H6L5 260H1L0 261V264H8L9 263V261H10ZM191 259V258H190ZM202 260V259H201ZM200 260V262H202ZM205 260V259H204ZM207 260V259H206ZM205 260V261H206ZM264 260V259H263ZM178 261V260H177ZM21 263H23V262H21ZM28 263V262H27ZM26 263V264H27ZM31 263V262H30ZM176 263V262H175ZM181 263V262H180ZM213 263H214V261H213ZM10 264V263H9Z\"/></svg>","mask_w":264,"mask_h":264},{"label":"water","instance_id":"obj_3","mask_svg":"<svg viewBox=\"0 0 264 264\" xmlns=\"http://www.w3.org/2000/svg\"><path fill=\"white\" fill-rule=\"evenodd\" d=\"M98 122L96 119L94 118H90L89 120L86 121V134L91 137L94 138L97 136L98 134Z\"/></svg>","mask_w":264,"mask_h":264}]
</instances>
